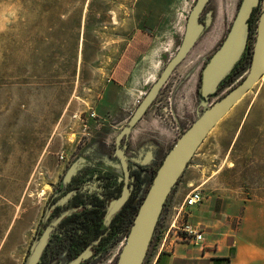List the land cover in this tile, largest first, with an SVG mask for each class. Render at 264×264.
Returning <instances> with one entry per match:
<instances>
[{"label":"rangeland","instance_id":"374dc122","mask_svg":"<svg viewBox=\"0 0 264 264\" xmlns=\"http://www.w3.org/2000/svg\"><path fill=\"white\" fill-rule=\"evenodd\" d=\"M195 2L0 0V264L24 263L46 199L63 187V179L80 161L101 159L121 173L115 138L139 104L129 103L135 93L141 98L138 101L144 98L176 54ZM239 5L240 0H210L204 9L202 17L209 26L168 84L183 88L175 109L180 118L186 114L195 120L196 112L209 105L199 101L195 85L205 61L226 38ZM256 33L257 27L255 38ZM157 45V56L147 61ZM140 67H146L147 73L133 84V75ZM240 79L224 88L220 96ZM262 91L263 79L216 125L175 192L189 180L193 185L184 190L199 188L204 198L218 195L226 201H264L262 126L255 129L249 143L243 138L249 124L248 119L243 122L245 110ZM162 105L154 104L130 135L127 155L138 163L147 157L156 159L158 166L183 133L171 129L172 123L165 125L163 119L169 120L171 111L170 106L161 110ZM242 122L246 125L237 139ZM241 147L247 148L248 158L238 157ZM174 193L156 236L166 218L181 236L185 224L195 225L192 208H184L177 216L171 205ZM204 232L207 236L208 230ZM116 251L98 264H113L110 261Z\"/></svg>","mask_w":264,"mask_h":264},{"label":"water","instance_id":"95a60500","mask_svg":"<svg viewBox=\"0 0 264 264\" xmlns=\"http://www.w3.org/2000/svg\"><path fill=\"white\" fill-rule=\"evenodd\" d=\"M209 1L196 0L187 17L185 32L179 49L145 94L127 124L116 136V155L126 184L122 195L110 204L106 218L107 224L111 222L118 210L125 205L129 196L131 170L126 155L127 140L134 126L146 114L147 109L153 103L174 69L186 59L209 26L208 20L205 23L200 22L202 13ZM258 5L259 0H244L238 8L226 38L207 62L203 70L202 95L208 102L210 101V95L216 94L223 79L231 73L234 66L243 56L251 32L249 18L251 17L253 8ZM263 76L264 8L259 16L252 58L247 75L238 86L200 113L194 123L179 137L165 155L138 208L116 264H144L165 204L173 190L180 183L192 159L216 125L260 82ZM74 172L73 170L70 174ZM42 245L43 242H41L34 255L28 259L26 264L37 263ZM88 254L89 252L87 251L83 257L85 258Z\"/></svg>","mask_w":264,"mask_h":264},{"label":"flooded vegetation","instance_id":"af4514ba","mask_svg":"<svg viewBox=\"0 0 264 264\" xmlns=\"http://www.w3.org/2000/svg\"><path fill=\"white\" fill-rule=\"evenodd\" d=\"M243 2L244 0H240L239 7ZM263 3L264 0H259L260 6L258 5L253 8L251 17L254 14V10L260 7V9L255 13L256 17L258 18L256 21V26H254V28L258 25L259 16L261 11L263 10L261 9ZM251 17L249 18V24ZM200 22L205 23L207 22V20L206 18L201 17ZM212 55L209 56V59ZM209 59L205 61L202 70L199 73V81H197L194 89L199 101L209 104L207 107L213 105L216 101L221 99L233 88L238 86L247 75V71L250 66L249 64L248 68L243 73L246 74L245 76L243 74L239 76L241 77V79L238 81L237 85L231 87L232 89H230L224 95L220 96L224 88H227L228 86H231L234 83L231 82L229 84H226V86H222L227 76L230 74L229 73L219 85L216 94L210 95V101L208 102L202 95V84L203 70ZM180 65L181 63L174 69L172 74L169 76V78L157 94L156 98L154 99L153 103L147 109L146 113L154 104L159 106L160 103H162L163 105L162 107H160V109L164 111L169 108L168 106H170L169 111H171V117L169 120L163 119V121H165V125L169 126V123H172L173 127L171 129L184 133L194 123L200 113L196 112L197 117L195 120H190V118L187 117L186 114L180 118V115L176 113V103L179 101L178 96L179 93H181V89L183 88H178L176 87V85L168 84L171 82V77L174 75L175 70ZM192 77L188 80V83H191ZM182 83L183 81L178 82V84ZM191 90L192 87H190V92ZM164 95H166L165 101L163 102L159 100L157 102V99H160ZM217 96L219 98L216 101L212 102V99ZM182 99L184 98L182 97ZM141 101H139V104ZM164 105H166L167 107ZM167 116L168 115H166V117ZM142 118L138 121V123L142 120ZM135 127L136 126H134V128ZM179 137L177 138V140L179 139ZM129 139L127 140L128 147L126 149V155L129 149ZM115 156L117 157L116 144ZM163 159L160 161L161 163ZM128 160L131 170V180L129 181L130 195V183L134 180L132 173L135 174L139 172L147 178L152 176L153 180V177L161 164L157 166L156 159L151 160L147 159V157L144 158L143 163H138L130 157H128ZM63 181V187L59 188L56 191H52L46 199V203L41 211L40 218L36 223L32 237L28 242L26 249V257L23 264H26L28 259H30L34 255L41 242H43V245L39 259L36 264H98L103 261L114 249H117L116 253L113 256V260L110 261V263L112 262L113 264H116V261L124 246L128 232L130 230L129 228L127 233L123 232L125 230L126 225L124 211L125 205L118 210V212L114 215L109 224H107L106 218L110 204L112 203V201L118 199L122 195L124 186L126 184L122 169L121 173H118L117 171L110 168L101 159L84 158V161H80L75 172L71 174L69 173L63 179ZM148 188L145 190L144 196ZM119 189L121 192L120 195L115 199H111V195L116 193ZM120 246L122 247L120 252L118 253ZM87 251L89 252V254L84 258L83 255Z\"/></svg>","mask_w":264,"mask_h":264},{"label":"crops","instance_id":"0c3cea01","mask_svg":"<svg viewBox=\"0 0 264 264\" xmlns=\"http://www.w3.org/2000/svg\"><path fill=\"white\" fill-rule=\"evenodd\" d=\"M158 52L159 45L154 46L146 60L155 59ZM146 73L147 68L140 67L133 75L132 83L137 84L142 75ZM140 99L139 95L135 93L129 104L133 105L134 103L135 105ZM258 100L261 102L256 108L255 103L257 104ZM244 120H247V123L249 121L243 135L246 142L251 138L254 139L258 127L262 126L260 130L264 133V91L257 93L256 98L245 110L243 122ZM243 122L236 138L237 136L239 138L241 132L243 134L246 125H243ZM238 157L248 158L247 148L241 147L238 150ZM190 166L191 164L181 180L186 179ZM180 184L182 183L180 182ZM184 185L190 188L193 184L189 180H184ZM185 186L181 185L180 187L179 185V190L174 193L171 199V205L177 214L186 195L192 190H184ZM192 209L190 215H192L191 220L195 226L202 227L201 229L204 231L208 230L204 241L195 243L189 238L183 239L181 235L173 231L176 226L173 228V223L169 218H166L164 226L156 236L155 246L147 264H264V201L242 199L226 201L215 195L205 197L201 205ZM227 227L228 229L224 232L217 231ZM212 236L213 239H211ZM214 236H221V238L214 239ZM161 244L164 245V249L157 251Z\"/></svg>","mask_w":264,"mask_h":264},{"label":"trees","instance_id":"16d2710c","mask_svg":"<svg viewBox=\"0 0 264 264\" xmlns=\"http://www.w3.org/2000/svg\"><path fill=\"white\" fill-rule=\"evenodd\" d=\"M259 9H260V7L256 8L254 10V14L252 15V17L250 19L251 33H250V37H249L247 48H246L243 56L241 57V59L234 66V68L231 71V73L227 76V78L224 81L222 86H226V84H229V83L235 81L239 76H241L245 72V70L248 68V66L250 64L252 51H253V44H254L253 41H254V38H255V37H253L254 34H255L254 26H256V21H257V18H258V17H256L255 13ZM160 164H161V162L158 164V166ZM155 171H156V169H155ZM155 171H154V173H155ZM132 176L134 177V180L130 183V186H131L130 195H129L128 201L126 202L125 207H124L126 225H125V230L123 232H125V233H127V231L129 230V228L131 226V223H132V220L134 218V215L136 214V212L138 210V207H139V205L141 203V200H142V198L144 196V192L148 188V186L150 185V183L152 181V176L147 178L146 176H144L142 173H139V172H137L135 174L132 173ZM175 190H176V188L173 190L172 193H174ZM120 193L121 192H120V189H119V190H117L116 193L112 194L110 198L111 199H115L116 197H118L120 195ZM167 202H168V200H167ZM167 202L165 204V207L167 206ZM164 210H165V208H164ZM164 210H163V212H164ZM162 215H163V213H162ZM162 215L160 217V220L162 218ZM160 220H159V222L157 224L156 231H155L154 237H153V239L151 241L150 248L148 250L147 257H146V259L144 261V264H146L147 261H148L150 249H151V247L153 245V242H154V240L156 238V232H157Z\"/></svg>","mask_w":264,"mask_h":264},{"label":"built area","instance_id":"2783aa9c","mask_svg":"<svg viewBox=\"0 0 264 264\" xmlns=\"http://www.w3.org/2000/svg\"><path fill=\"white\" fill-rule=\"evenodd\" d=\"M203 202H204V197H203L202 191L199 188L192 189L186 195V197L183 201V205H182L180 211L178 212L177 216L179 217L181 215L182 210L184 208H194V207L201 205ZM178 217H177V219H178ZM177 219H176V221H177ZM172 226H173V228H175V225L172 224ZM181 230H182L183 235H184V236H182L183 239L189 238V239L193 240L195 243H199V242L204 241L205 236H206L204 231L200 227H196L195 225H192L189 223L185 224L183 226V228H181ZM163 249H164V245L161 244L160 249L158 250V248H157V251H160Z\"/></svg>","mask_w":264,"mask_h":264},{"label":"bare ground","instance_id":"6f19581e","mask_svg":"<svg viewBox=\"0 0 264 264\" xmlns=\"http://www.w3.org/2000/svg\"><path fill=\"white\" fill-rule=\"evenodd\" d=\"M264 77V76H263ZM262 77L263 81H264V78ZM261 81V80H260Z\"/></svg>","mask_w":264,"mask_h":264}]
</instances>
